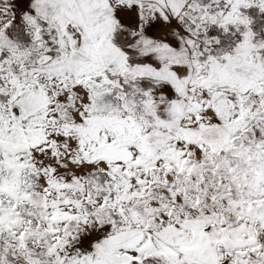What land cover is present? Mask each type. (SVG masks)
I'll list each match as a JSON object with an SVG mask.
<instances>
[{
	"label": "snow or ice",
	"instance_id": "1",
	"mask_svg": "<svg viewBox=\"0 0 264 264\" xmlns=\"http://www.w3.org/2000/svg\"><path fill=\"white\" fill-rule=\"evenodd\" d=\"M0 264H264V0H0Z\"/></svg>",
	"mask_w": 264,
	"mask_h": 264
}]
</instances>
